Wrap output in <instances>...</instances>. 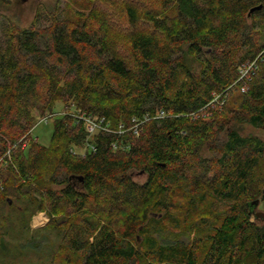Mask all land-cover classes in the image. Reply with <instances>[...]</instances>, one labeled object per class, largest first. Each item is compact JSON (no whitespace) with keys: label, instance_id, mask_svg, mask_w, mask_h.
Listing matches in <instances>:
<instances>
[{"label":"trees","instance_id":"1","mask_svg":"<svg viewBox=\"0 0 264 264\" xmlns=\"http://www.w3.org/2000/svg\"><path fill=\"white\" fill-rule=\"evenodd\" d=\"M70 2L26 28L0 17L3 253L10 225L46 213L17 248L55 232L51 264H264V140L243 133L264 132V0ZM59 102L112 132L65 116L42 145L34 114Z\"/></svg>","mask_w":264,"mask_h":264},{"label":"rangeland","instance_id":"2","mask_svg":"<svg viewBox=\"0 0 264 264\" xmlns=\"http://www.w3.org/2000/svg\"><path fill=\"white\" fill-rule=\"evenodd\" d=\"M118 1V0H112ZM68 2V0H0V17L7 16L10 19L16 21L21 28L28 27L34 20L36 11L38 8L53 7L56 3ZM72 3V2H70ZM76 3V4H75ZM72 3L75 7L85 10L90 7L92 0H77ZM118 20V19H117ZM65 110V106L62 102L56 104L53 109V113L57 116L51 119L49 122H41L42 114L36 112L37 125L34 127L32 135L38 139V141L48 146L51 142V138L54 132V122L60 118V113ZM41 118V119H40ZM246 131H243L245 135H257L264 140V132L261 130L253 129L252 127L246 126ZM134 180L138 182H144L146 179L145 175H141L138 172L133 173ZM264 207L260 206L256 209V212H263ZM37 219V220H36ZM264 220V217H263ZM49 222V217L46 213L36 214L31 222L30 229L25 230L22 228L23 221L21 220L14 226H9V234L6 236V244L12 249L8 253H3L0 248V264H51L52 255L58 245L60 236L55 232H50L49 242H44L41 252L35 253L32 250L26 249L20 252L17 245L27 241L31 235L35 234L37 230H44ZM37 237V236H36ZM47 245V246H46Z\"/></svg>","mask_w":264,"mask_h":264},{"label":"built area","instance_id":"3","mask_svg":"<svg viewBox=\"0 0 264 264\" xmlns=\"http://www.w3.org/2000/svg\"><path fill=\"white\" fill-rule=\"evenodd\" d=\"M256 61H252V62H247L246 64H244L239 70V81H249L250 80V74L256 69ZM247 91V87H243L242 88V92H246ZM221 96L219 95L217 96L212 102L211 104H221ZM60 117H65V116H71L72 118H74L77 122H82V124L85 126L88 138H92V136L98 132H112L110 125L108 123H106L104 118H99L97 116L93 117V116H88L84 113H81V111L77 110L74 104H70L68 107H65V110L59 114ZM57 116L56 113L53 112H48L46 114H44L39 120L40 123L41 122H49L51 119L55 118ZM165 117V113L164 111L158 112L156 114L155 118H163ZM151 119V117L146 116L143 120L139 121L137 119H134V121H136V125L135 127H133L135 134H139V128L140 126L146 122L149 121ZM113 133L116 134H122L123 130L122 127H120L119 130L117 131H113ZM114 149H117V145L116 143L113 144ZM92 146L89 143H86L84 148H81L80 150L76 151V153H78L79 155L85 156L86 152L91 150Z\"/></svg>","mask_w":264,"mask_h":264},{"label":"water","instance_id":"4","mask_svg":"<svg viewBox=\"0 0 264 264\" xmlns=\"http://www.w3.org/2000/svg\"><path fill=\"white\" fill-rule=\"evenodd\" d=\"M259 9H261V6L256 7V8H253V9L250 11V13L253 12V11H255V10H259ZM253 206H255V210L253 211V213L255 214L256 218H263V217H264V212H256V209H257L258 206H259V201L255 202V203L253 204Z\"/></svg>","mask_w":264,"mask_h":264},{"label":"flooded vegetation","instance_id":"5","mask_svg":"<svg viewBox=\"0 0 264 264\" xmlns=\"http://www.w3.org/2000/svg\"><path fill=\"white\" fill-rule=\"evenodd\" d=\"M141 175H144V174H141Z\"/></svg>","mask_w":264,"mask_h":264},{"label":"bare ground","instance_id":"6","mask_svg":"<svg viewBox=\"0 0 264 264\" xmlns=\"http://www.w3.org/2000/svg\"><path fill=\"white\" fill-rule=\"evenodd\" d=\"M37 220V219H36Z\"/></svg>","mask_w":264,"mask_h":264}]
</instances>
